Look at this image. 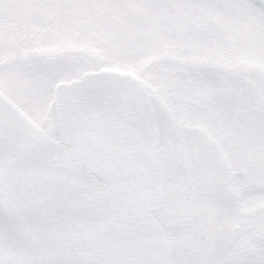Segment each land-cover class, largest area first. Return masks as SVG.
Returning <instances> with one entry per match:
<instances>
[{
	"label": "snow or ice",
	"instance_id": "snow-or-ice-1",
	"mask_svg": "<svg viewBox=\"0 0 264 264\" xmlns=\"http://www.w3.org/2000/svg\"><path fill=\"white\" fill-rule=\"evenodd\" d=\"M0 264H264V0H0Z\"/></svg>",
	"mask_w": 264,
	"mask_h": 264
}]
</instances>
